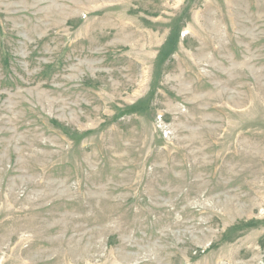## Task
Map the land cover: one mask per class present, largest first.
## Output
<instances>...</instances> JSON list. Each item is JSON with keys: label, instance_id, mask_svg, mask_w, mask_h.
Masks as SVG:
<instances>
[{"label": "rangeland", "instance_id": "1", "mask_svg": "<svg viewBox=\"0 0 264 264\" xmlns=\"http://www.w3.org/2000/svg\"><path fill=\"white\" fill-rule=\"evenodd\" d=\"M0 264H264V0H0Z\"/></svg>", "mask_w": 264, "mask_h": 264}, {"label": "bare ground", "instance_id": "2", "mask_svg": "<svg viewBox=\"0 0 264 264\" xmlns=\"http://www.w3.org/2000/svg\"><path fill=\"white\" fill-rule=\"evenodd\" d=\"M262 181V180H261Z\"/></svg>", "mask_w": 264, "mask_h": 264}]
</instances>
